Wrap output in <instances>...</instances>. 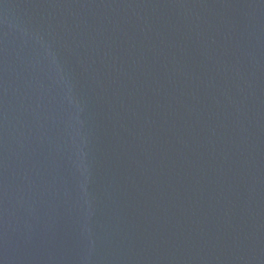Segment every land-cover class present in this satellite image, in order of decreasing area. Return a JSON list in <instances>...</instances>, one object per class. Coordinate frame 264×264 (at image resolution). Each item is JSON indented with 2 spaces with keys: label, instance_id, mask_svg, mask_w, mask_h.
<instances>
[{
  "label": "water",
  "instance_id": "1",
  "mask_svg": "<svg viewBox=\"0 0 264 264\" xmlns=\"http://www.w3.org/2000/svg\"><path fill=\"white\" fill-rule=\"evenodd\" d=\"M0 264H264V0H0Z\"/></svg>",
  "mask_w": 264,
  "mask_h": 264
}]
</instances>
